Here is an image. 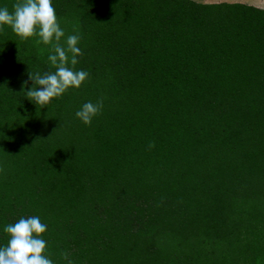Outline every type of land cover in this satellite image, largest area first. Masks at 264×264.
I'll return each mask as SVG.
<instances>
[{
    "label": "trees",
    "instance_id": "16d2710c",
    "mask_svg": "<svg viewBox=\"0 0 264 264\" xmlns=\"http://www.w3.org/2000/svg\"><path fill=\"white\" fill-rule=\"evenodd\" d=\"M52 6L89 76L39 108L50 45L0 28V246L35 215L53 264H264V6Z\"/></svg>",
    "mask_w": 264,
    "mask_h": 264
},
{
    "label": "clouds",
    "instance_id": "9594fccd",
    "mask_svg": "<svg viewBox=\"0 0 264 264\" xmlns=\"http://www.w3.org/2000/svg\"><path fill=\"white\" fill-rule=\"evenodd\" d=\"M8 26L21 40L37 37L36 44L49 46L47 57L52 72L28 74L33 82L25 94L39 108L47 107L54 98H59L69 89H78L87 80L89 73L76 70L78 57L83 53L78 47L81 36L67 35L57 20L52 0H16L10 11L0 8V28ZM63 38V43H61ZM27 83V82H25ZM103 99L96 103L86 102L76 111L75 116L85 125L100 114ZM154 144H149V148ZM47 225L38 216L21 217L3 228L6 244L0 246V264H53L47 253V241L42 234ZM62 259L73 264L69 253L62 252Z\"/></svg>",
    "mask_w": 264,
    "mask_h": 264
},
{
    "label": "crops",
    "instance_id": "0c3cea01",
    "mask_svg": "<svg viewBox=\"0 0 264 264\" xmlns=\"http://www.w3.org/2000/svg\"><path fill=\"white\" fill-rule=\"evenodd\" d=\"M195 1H197V2H201V3H204V2H206V3H217V2H219L220 0H195ZM244 1V2H243ZM227 2H240V3H244V4H249L250 2L249 1H247V0H229V1H227ZM259 2H262L261 0H255V1H253V2H251V4H254L255 6H258L257 4L259 3ZM262 4H263V2H262Z\"/></svg>",
    "mask_w": 264,
    "mask_h": 264
},
{
    "label": "rangeland",
    "instance_id": "374dc122",
    "mask_svg": "<svg viewBox=\"0 0 264 264\" xmlns=\"http://www.w3.org/2000/svg\"><path fill=\"white\" fill-rule=\"evenodd\" d=\"M220 1H225V2H227V1H229V0H220ZM237 1V0H236ZM240 1V0H239ZM242 1V0H241ZM247 1H249L250 3V5H254V4H251V2H253V1H255V0H247ZM262 2H263V4H262V2H259L257 5H258V7H262V6H264V0H261ZM244 2V1H243Z\"/></svg>",
    "mask_w": 264,
    "mask_h": 264
}]
</instances>
